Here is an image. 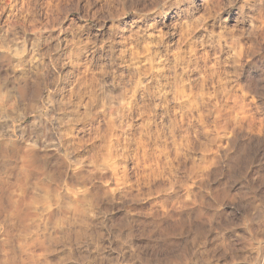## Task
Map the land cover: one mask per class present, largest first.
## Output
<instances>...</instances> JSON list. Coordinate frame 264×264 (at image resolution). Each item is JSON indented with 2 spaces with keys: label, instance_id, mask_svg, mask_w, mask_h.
Instances as JSON below:
<instances>
[{
  "label": "rangeland",
  "instance_id": "obj_1",
  "mask_svg": "<svg viewBox=\"0 0 264 264\" xmlns=\"http://www.w3.org/2000/svg\"><path fill=\"white\" fill-rule=\"evenodd\" d=\"M0 264H264V0H0Z\"/></svg>",
  "mask_w": 264,
  "mask_h": 264
},
{
  "label": "bare ground",
  "instance_id": "obj_2",
  "mask_svg": "<svg viewBox=\"0 0 264 264\" xmlns=\"http://www.w3.org/2000/svg\"><path fill=\"white\" fill-rule=\"evenodd\" d=\"M199 94V93H198ZM181 96V95H180ZM178 98H180V97H178ZM199 103V102H198ZM111 156V155H110ZM109 163H112V158H109L108 157V160H107ZM115 162V161H114ZM114 162H113V164L112 165H114Z\"/></svg>",
  "mask_w": 264,
  "mask_h": 264
}]
</instances>
